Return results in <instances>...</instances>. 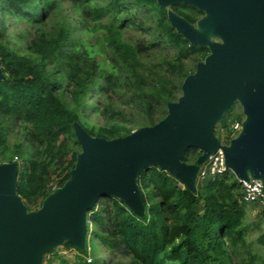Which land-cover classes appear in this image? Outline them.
<instances>
[{
    "label": "trees",
    "instance_id": "trees-1",
    "mask_svg": "<svg viewBox=\"0 0 264 264\" xmlns=\"http://www.w3.org/2000/svg\"><path fill=\"white\" fill-rule=\"evenodd\" d=\"M139 15L156 24L137 25ZM18 22L31 27L29 53L20 52L7 34ZM79 26L94 35V44L75 36ZM135 26L144 39L124 37ZM170 50L171 58L159 57ZM208 53L175 30L156 0H0V64L7 75L0 79V163L16 155L27 161L17 182L24 202L41 207L71 177L81 151L75 121L109 139L156 124ZM97 111L102 124L93 121ZM229 112L220 122L223 130ZM199 155L190 148L184 160L195 163ZM138 183L145 216L114 196L89 211L93 236L120 256L113 264L256 263L249 235L262 231V222L247 221L243 184L231 170L200 183L197 192L158 167L144 170ZM259 241L264 244V233ZM64 247L78 253L71 264H96L73 244Z\"/></svg>",
    "mask_w": 264,
    "mask_h": 264
},
{
    "label": "water",
    "instance_id": "water-1",
    "mask_svg": "<svg viewBox=\"0 0 264 264\" xmlns=\"http://www.w3.org/2000/svg\"><path fill=\"white\" fill-rule=\"evenodd\" d=\"M156 1L179 34L209 53L156 124L109 139L75 121L81 151L71 177L40 208L29 211L18 193V162L0 163V264H43L46 253L66 242L85 249L89 211L104 197L114 196L145 216L138 179L150 167L197 192L200 166L222 148L239 180L258 179L264 186V0ZM181 2L204 12L196 24L170 8ZM6 78L0 64V79ZM236 102L244 114L241 130L222 143L216 126ZM190 148L200 150L195 163L184 160Z\"/></svg>",
    "mask_w": 264,
    "mask_h": 264
},
{
    "label": "rangeland",
    "instance_id": "rangeland-1",
    "mask_svg": "<svg viewBox=\"0 0 264 264\" xmlns=\"http://www.w3.org/2000/svg\"><path fill=\"white\" fill-rule=\"evenodd\" d=\"M73 16H77V14H74ZM137 17H138V19L136 21L139 22V23H137V25H142L143 27H149V26L153 27L156 24L155 20H150V19H143V22H142L141 18H143V17L141 15L136 16L134 18V20ZM137 28H139V27L135 26V27H130V29H127V31H129V32L125 33L124 37L128 40H137L138 41V38L142 37L143 33L141 36V29L139 28V30H137ZM23 30H25V31L23 32L22 39L20 41L21 31H23ZM7 34L10 36L12 44H13V42H14V44L17 43L16 45H17L18 50L20 52L29 53V50L26 48H27V45L30 42V40H32L31 27H29L28 25L21 23V22H18L16 24H10ZM75 36L83 38V40L88 45H92L95 43L94 35H91L86 30L84 31L81 28V26L77 27ZM163 55H167L171 58L174 55V51H171V50L169 52L165 51L164 53H161L159 55V57H162ZM98 58L103 59L101 55H98ZM115 100H116V103L118 105H122V107H125L122 104L123 101L120 100L118 97L115 96ZM94 101L97 102L96 99H94ZM129 111H130V109L127 107L126 112L129 113ZM226 118L228 119V124H229L228 128L223 130L224 128L221 126L220 123L217 124V128H216V132H218V134H219L218 136H222L221 139H223V140L225 139L226 134L232 135L233 129H232L231 123L233 121H236V120L241 121L244 118L243 109H242V106L239 104V102H236L232 106L231 111L229 112V114L226 115ZM93 121L95 123L102 124L104 122V116L101 115V113L99 111L94 112ZM238 133H239V131L236 133L233 131L234 135H237ZM16 137L17 136L15 134L12 136H9V142H11V141L13 142ZM197 153L198 154L200 153L199 149H197ZM26 163H27L26 160L21 159V162L19 165L20 169H22ZM207 181L208 180H206L204 182L206 183ZM204 182L199 181V183L197 185L199 186L200 183H204ZM25 203L27 206H29L33 210L40 208L39 202H36L35 204H29L27 202H25ZM247 209H248L247 221H249V222L261 221L260 209L258 208V206L253 205L252 203H248ZM90 228L94 229L95 227H94V225L91 224ZM261 233H264V228L262 229V231H253L249 235V239L251 240V242L254 245V251L258 254V259H257L255 264H264V244L260 243V241H259V237H260ZM86 243H87V247L85 249H83L82 251H84V254H86V259H87V257H92V261L96 264H113L114 260L120 259L119 255H116V254L110 252L107 247H105L98 239H96L93 236V233H90V236L88 237V240ZM53 251H54L53 253H50L47 256L48 261L45 260V262L43 264H50V263H52V264H63L64 259H68L70 261L69 264H71L74 260H76V257L78 255L76 249H74V248L69 249V248H66L64 246L57 247V248L53 249Z\"/></svg>",
    "mask_w": 264,
    "mask_h": 264
},
{
    "label": "built area",
    "instance_id": "built-area-1",
    "mask_svg": "<svg viewBox=\"0 0 264 264\" xmlns=\"http://www.w3.org/2000/svg\"><path fill=\"white\" fill-rule=\"evenodd\" d=\"M231 125H232L233 131L236 133L241 130L242 120L233 121ZM221 140H222V143H228L227 141L223 139ZM14 161L18 162V165H20L21 158L16 155L14 157ZM228 170L230 169L226 164L225 153L222 148H219L216 152L210 155L206 163L200 166V170L198 172V177H197V183L199 181L204 182L206 180L215 178L216 176L220 174L226 173ZM239 181L243 184L244 200L248 203H252L260 207L259 209H260L261 221H264V186H263V183L258 179H252L249 182L246 180H239ZM91 230L92 229L90 228L89 233H91ZM87 260L88 262H91L92 257H87ZM44 262L45 261H43V263Z\"/></svg>",
    "mask_w": 264,
    "mask_h": 264
},
{
    "label": "flooded vegetation",
    "instance_id": "flooded-vegetation-1",
    "mask_svg": "<svg viewBox=\"0 0 264 264\" xmlns=\"http://www.w3.org/2000/svg\"><path fill=\"white\" fill-rule=\"evenodd\" d=\"M189 5L192 7H190ZM170 8L185 17L188 21L193 24H196L197 20L204 15L203 11L186 2L174 4L170 6Z\"/></svg>",
    "mask_w": 264,
    "mask_h": 264
},
{
    "label": "crops",
    "instance_id": "crops-1",
    "mask_svg": "<svg viewBox=\"0 0 264 264\" xmlns=\"http://www.w3.org/2000/svg\"><path fill=\"white\" fill-rule=\"evenodd\" d=\"M254 205V204H253ZM258 208H260V207H258ZM262 222V226H263V228H264V221H261Z\"/></svg>",
    "mask_w": 264,
    "mask_h": 264
}]
</instances>
